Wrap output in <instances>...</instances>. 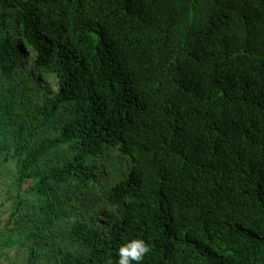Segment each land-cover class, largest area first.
Instances as JSON below:
<instances>
[{
	"label": "trees",
	"instance_id": "trees-1",
	"mask_svg": "<svg viewBox=\"0 0 264 264\" xmlns=\"http://www.w3.org/2000/svg\"><path fill=\"white\" fill-rule=\"evenodd\" d=\"M0 162V264H264V0H0Z\"/></svg>",
	"mask_w": 264,
	"mask_h": 264
},
{
	"label": "clouds",
	"instance_id": "clouds-1",
	"mask_svg": "<svg viewBox=\"0 0 264 264\" xmlns=\"http://www.w3.org/2000/svg\"><path fill=\"white\" fill-rule=\"evenodd\" d=\"M149 251V246L142 239H132L119 247L118 264H132L133 261L140 264V261Z\"/></svg>",
	"mask_w": 264,
	"mask_h": 264
},
{
	"label": "rangeland",
	"instance_id": "rangeland-1",
	"mask_svg": "<svg viewBox=\"0 0 264 264\" xmlns=\"http://www.w3.org/2000/svg\"><path fill=\"white\" fill-rule=\"evenodd\" d=\"M24 58H25V62H24L25 68H30L31 66H33V63H34V54L27 52V50H24ZM37 77H39V79H40V82H41L40 83V86L42 88H44V87H46L48 85V86H50L51 90H56V88H57V83L56 82H54L52 80L45 81L43 79V77L40 75V73H39V75H37ZM52 92H55V91H52ZM4 166H5V164L0 162V171H1V169ZM1 192L2 193H0V194H2V195L0 196V204H1V201H5L4 200L5 199V194H3L4 191L1 190ZM4 209H5V215H4V218L3 219H5L6 214L8 213L7 206H4ZM3 219H0V225L3 223Z\"/></svg>",
	"mask_w": 264,
	"mask_h": 264
}]
</instances>
